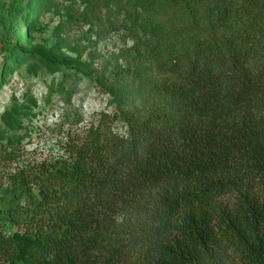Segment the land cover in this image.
Masks as SVG:
<instances>
[{"label":"trees","instance_id":"1","mask_svg":"<svg viewBox=\"0 0 264 264\" xmlns=\"http://www.w3.org/2000/svg\"><path fill=\"white\" fill-rule=\"evenodd\" d=\"M124 2L135 45L142 15L187 17L142 42L158 106L118 100L62 156L16 165L29 206L0 214V264H264V0Z\"/></svg>","mask_w":264,"mask_h":264},{"label":"rangeland","instance_id":"2","mask_svg":"<svg viewBox=\"0 0 264 264\" xmlns=\"http://www.w3.org/2000/svg\"><path fill=\"white\" fill-rule=\"evenodd\" d=\"M124 1L0 0L2 216L16 204L29 206L28 187L24 192L9 179L17 164L62 156L67 141L98 115L111 114L118 100L122 107L138 108L143 114L158 106L159 99L149 91L163 75L143 53L142 42L161 37L153 31L156 24L166 27L173 18L187 17L183 10L174 9L142 15L139 25L149 33L141 29L135 45L127 34ZM10 47L29 56L19 61ZM117 74L124 78L127 92L116 86L108 92ZM30 188L38 193L36 186ZM222 201L231 205L235 197ZM4 231L12 234L18 228L6 223Z\"/></svg>","mask_w":264,"mask_h":264}]
</instances>
